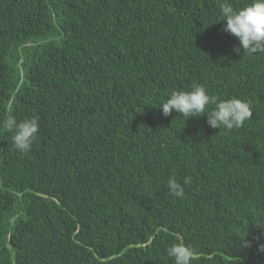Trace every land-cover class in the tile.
<instances>
[{"label":"trees","instance_id":"trees-1","mask_svg":"<svg viewBox=\"0 0 264 264\" xmlns=\"http://www.w3.org/2000/svg\"><path fill=\"white\" fill-rule=\"evenodd\" d=\"M248 2L0 0V264H173L177 242L192 264H264V53L220 21ZM193 84L252 118L165 117ZM28 118L22 153L7 124Z\"/></svg>","mask_w":264,"mask_h":264},{"label":"clouds","instance_id":"clouds-1","mask_svg":"<svg viewBox=\"0 0 264 264\" xmlns=\"http://www.w3.org/2000/svg\"><path fill=\"white\" fill-rule=\"evenodd\" d=\"M221 14L220 21L226 22L223 31L237 38L238 44L233 48L235 53L239 54L241 50L243 53H264V0H249L245 6L238 9L225 4L222 5ZM209 105L212 106L211 111H206ZM159 108L165 117L171 116L173 111L187 120L206 115L208 126L220 130L239 128L253 115L249 102L240 98L218 99L200 84H193L189 90H173ZM38 130L39 122L36 118L21 121L13 119L7 124L11 143L22 153L31 149ZM190 183L191 177H185L183 183L169 178L167 188L173 196L182 199L185 196L184 185ZM256 224L264 229V223ZM243 238L241 243L249 246V242ZM260 249L264 251V244ZM166 252L173 264H192L194 259V249L183 243L172 244Z\"/></svg>","mask_w":264,"mask_h":264}]
</instances>
